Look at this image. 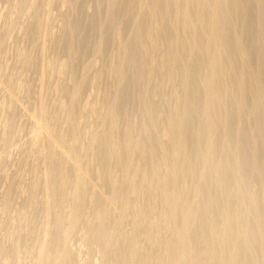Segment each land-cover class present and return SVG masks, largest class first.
Masks as SVG:
<instances>
[{
  "label": "bare ground",
  "instance_id": "bare-ground-1",
  "mask_svg": "<svg viewBox=\"0 0 264 264\" xmlns=\"http://www.w3.org/2000/svg\"><path fill=\"white\" fill-rule=\"evenodd\" d=\"M33 1L16 5L29 50L15 59L38 74L22 146L33 178L17 223L6 218L0 264H264V0H63L56 34ZM49 44L65 60H49ZM97 57L105 67L94 73ZM9 74L6 147L15 91H28ZM107 75L113 87L95 102ZM81 245L95 257L82 259Z\"/></svg>",
  "mask_w": 264,
  "mask_h": 264
},
{
  "label": "rangeland",
  "instance_id": "rangeland-1",
  "mask_svg": "<svg viewBox=\"0 0 264 264\" xmlns=\"http://www.w3.org/2000/svg\"><path fill=\"white\" fill-rule=\"evenodd\" d=\"M34 1H36V2H34ZM34 1H33V3L36 6L39 5V7H41L40 4H42V3L47 4V6H46V4L45 5L42 4L41 8H43L48 13L49 17L52 20L53 25H52L51 30L52 31L54 30V32H55L54 34H56V32L58 33L59 27L61 26V16L67 12V10H66L67 8H65L66 4H64V6H63V2H61L63 0H60V3L57 2L59 0H57V1H55V0H34ZM82 1L83 0H77V2H79V3ZM17 3H18V0H0V40H2V42H3V45H2L3 49H2V53L0 55V72H1L0 73V100L3 99L2 97L5 98V96H4L5 93L2 90V88H3L2 84H4V83H2V80L4 82V75H6V74L10 75L9 73H11L12 75H16L17 77H20L22 80L26 81L28 91H27V93H25L24 90H21V89L18 91H15V94H16V97H15L16 98V111H14V113H13V123H14V131H15L14 132L15 135L13 138L15 140L12 139V142H14V143L11 142L12 145L10 146V144H9V147H6V145L5 146L3 144L1 145L2 142H0V159L1 158L5 159V161L1 160L2 162H0V163H2V164H0L1 165V167H0L1 168L0 169V222L4 218L5 219L7 218L8 220L10 219V221L13 219V221H14L15 220L14 218H16V217H14L15 211L18 208H21L22 207L21 205H23L22 208L25 209V207H24V203L26 200L25 194L28 193L27 190H28L29 184L33 178V176L31 178L32 174H30V173H32V172H30L31 171L30 160L28 158H25L26 156H25L23 149L25 147L24 145H26L25 144V142H26V139H25L26 135L25 134H27L28 130H29V127H28L29 125H27V123H28L27 122V114H25V113H27L26 111L28 109L29 110H30V108L32 109V107L36 103L35 92L37 90L36 85L38 83V74H37L36 68L31 67V69H29V70L21 71L20 68H17L19 66H16L17 61L15 59H16L17 53L19 51H22V50L25 51V49L29 50V42H27L26 36H24V33H23L24 27L28 23V22H26L27 17L22 15V16H24V18L26 17L25 19H23L21 14L20 15L18 14L17 6H16ZM78 5H80V4H78ZM89 6H90V8L87 5L86 12L88 14H91L93 12L94 7L92 6L91 2H89ZM79 7L80 6H78L76 8H79ZM100 7H102V5ZM16 14H17V18H15V19L17 20L18 23H16L15 27L7 34L5 32L6 24L8 23V20L9 21L14 20V17H16ZM103 14H104V8L102 10L100 9V17H102ZM74 15L80 16V18H79V21H81L80 24L82 26L84 24V27H86L85 25L88 24V19H87V17H85L83 15L82 11L80 9H76V10H74V13L72 14V16H74ZM18 16L22 17V19L18 18ZM83 19H84V21H83ZM92 36H90V37H91V39L94 40V38ZM93 40H91V42H93ZM47 55H48L49 60H52V59H57L59 61L65 60L64 54L63 55L57 54L53 48V45H51V44L48 45ZM87 55H89V56H87ZM36 56H37V54L34 52L33 57L36 58ZM85 56L87 59L90 58V54H88V51L82 57L85 58ZM86 58H85V60L87 61ZM97 58L95 59L94 73L102 72L103 68L105 67V60H104L105 58L104 57H102V58L100 57L98 59ZM79 66L77 67L78 71H80ZM95 70H97V71H95ZM5 72H6V74H4ZM105 78L106 79H103L102 82L100 83L99 90H96V92L95 91L93 92V90H92L93 93L91 94V96H94V95L95 96H94V98L91 97V99L94 100L95 102H100V100H101V96L99 98L97 95H100L102 87H109V88L113 87L112 79L109 78L108 75ZM52 81H54V80H50V79L47 80L46 85L52 84ZM88 91H90V89ZM88 91H87V93L89 94L90 92H88ZM54 95L49 90L45 91V93H44L45 102L48 104L50 102H53L56 99V97L54 98ZM97 97L99 98V100H97ZM23 109H25L24 110L25 112H23ZM3 115L4 114L1 115V113H0V123H1V119H4L3 117L5 115L4 116ZM0 138H1V135H0ZM24 139H25V141L23 142ZM18 141H19V143L23 142L22 144H19L20 145L19 147H18ZM14 144L16 146L13 147ZM22 146H24V147H22ZM15 148H17V149L20 148L21 151L15 149ZM6 156L8 157L7 159H6ZM23 157L25 160L23 159ZM26 160L27 161L29 160V161L26 162ZM1 172H3L5 175ZM1 174H3V175H1ZM8 185H12V191L14 194L11 193L12 196L8 197L10 199H8V201L6 202L7 210H6V214H5L2 212V196H3V193H4L6 186H8ZM14 189H16L18 192L16 191L17 193H15ZM22 193H23V195H22ZM11 209H12V211H11ZM26 213H28L27 215H30L29 210H26ZM7 214L9 215V217ZM31 215L29 217H31ZM12 217H14V218H12ZM7 219L5 221L3 220V222H1V225H5L7 227H5V226L0 227V248H6V245L8 246V243H10V241H8L10 238L8 237V234H7L8 232H6V231H9L10 227L15 225V223H13V221H11L12 223L11 222L9 223L11 225L10 226L7 223V222H9V221H7ZM40 220L41 219L39 218L38 226L40 225ZM16 221L17 220H15V222ZM33 222H36V220H34ZM5 228L6 229L9 228V229L6 230ZM29 229H30L29 227H27V228L22 227V232H20V233L24 237L30 236L31 233H32V236L34 235L33 236L34 238L36 237L35 235H37V236L40 235V230H38L39 232L37 231V229H39V227L34 228L35 231H33V232L31 229L29 231ZM3 232H5L7 234V235L5 234V237H4ZM27 232H29V235H27L28 234ZM25 233H26V235H25ZM6 239H7V241H6ZM71 243H72V246H74V245L77 246V244H79V245L81 244V241L74 239ZM29 246L27 247V249L26 248H25V250L23 249V251L21 248V251H20V253L22 255V259L24 258V261L26 263H27V261L29 262V260H30V259L27 260L29 257L28 254H29L30 250H32L30 248H33L32 244H30ZM81 246H82V248L81 247L79 248L80 250L78 253V255L80 257L81 256H83V258H86L87 256L88 257L93 256V258L95 257L94 251H93L94 254L88 253L87 250L85 251V249L83 248L84 246L83 245H81ZM87 254H89V255H87ZM90 254H93V255H90ZM25 257H26V260H25ZM5 258H6V256H5Z\"/></svg>",
  "mask_w": 264,
  "mask_h": 264
}]
</instances>
